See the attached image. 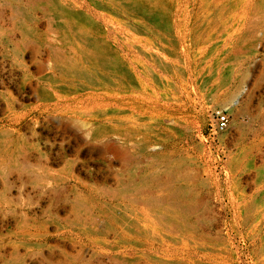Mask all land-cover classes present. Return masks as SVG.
<instances>
[{"label":"rangeland","instance_id":"374dc122","mask_svg":"<svg viewBox=\"0 0 264 264\" xmlns=\"http://www.w3.org/2000/svg\"><path fill=\"white\" fill-rule=\"evenodd\" d=\"M0 176L2 264H264V0H0Z\"/></svg>","mask_w":264,"mask_h":264},{"label":"crops","instance_id":"0c3cea01","mask_svg":"<svg viewBox=\"0 0 264 264\" xmlns=\"http://www.w3.org/2000/svg\"><path fill=\"white\" fill-rule=\"evenodd\" d=\"M22 150V149H21ZM5 184L8 185V192L12 195L18 194L26 190V184H22L18 177L0 176V229H4L5 225H15L20 218V208H11L2 199L4 195ZM4 261V257L0 254V264Z\"/></svg>","mask_w":264,"mask_h":264},{"label":"built area","instance_id":"2783aa9c","mask_svg":"<svg viewBox=\"0 0 264 264\" xmlns=\"http://www.w3.org/2000/svg\"><path fill=\"white\" fill-rule=\"evenodd\" d=\"M215 116H216L215 122L209 128L208 132L205 135H203V137L206 140H210L211 143H215L219 132L226 129L227 123L229 121L228 114L223 110L217 111Z\"/></svg>","mask_w":264,"mask_h":264}]
</instances>
